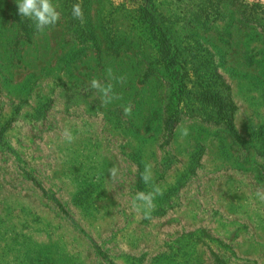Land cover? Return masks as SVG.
Instances as JSON below:
<instances>
[{"label":"rangeland","instance_id":"rangeland-1","mask_svg":"<svg viewBox=\"0 0 264 264\" xmlns=\"http://www.w3.org/2000/svg\"><path fill=\"white\" fill-rule=\"evenodd\" d=\"M16 2L0 0V264H264V3L87 0L89 44L73 0L23 42ZM93 78L121 98L103 106ZM146 164L150 219L131 207Z\"/></svg>","mask_w":264,"mask_h":264},{"label":"clouds","instance_id":"clouds-1","mask_svg":"<svg viewBox=\"0 0 264 264\" xmlns=\"http://www.w3.org/2000/svg\"><path fill=\"white\" fill-rule=\"evenodd\" d=\"M253 0H248V3L251 4ZM261 3H264V0H260ZM17 7L18 13L22 18H27L33 20L36 25V29L40 32H43L44 29L48 26L55 25L60 19V13L57 11L56 6L52 3V0H18ZM72 16L75 19L84 22V13L80 3L74 4L72 6ZM108 75L111 79L117 80L120 83L125 82V77H116L112 69L107 70ZM90 87L97 90L101 95V100L103 106H107L113 100L120 99L121 97L114 92V86L112 83L102 84L98 79L93 78L91 80ZM124 115L129 116L132 113V105L128 104L123 108ZM181 137H187L189 135V129L187 127H182L179 129ZM64 139L71 143L74 140V136L70 133L68 129H65L63 133ZM111 173V178L115 179L118 173V168L113 166L109 169ZM141 180L146 185H151V191L138 192L134 199L131 202V207L137 212L143 210L144 218L150 219L151 213L155 210V198L157 196L163 195V189L152 183L153 176L151 171V165L146 164L144 172L141 174ZM256 197L264 201V191L257 190Z\"/></svg>","mask_w":264,"mask_h":264},{"label":"trees","instance_id":"trees-1","mask_svg":"<svg viewBox=\"0 0 264 264\" xmlns=\"http://www.w3.org/2000/svg\"><path fill=\"white\" fill-rule=\"evenodd\" d=\"M79 1H81V2H78L77 0H73L72 6L74 4H77V3L81 4V7H82L83 13H84V22L81 23V21H78V23L80 25H82L83 27H85L84 29H82L84 34L87 36V37H84V40L88 41L89 44H92V43H94L93 34H92V31H91V28L88 25V21L85 20V12L87 10L86 9L87 8L86 5H88L87 4V0H79ZM139 7H140L139 11H140L142 17H144V18L148 19V21L154 23V20H151L154 17L152 16V14H151L146 2H141V5ZM29 21L30 20H16L17 25L20 28V33H21L19 35V38H22L23 42H29L30 41V36L38 32V30L36 29L35 22L34 21L33 22L32 21L29 22ZM55 25H58V22ZM55 25L48 26L45 29L51 28V27H53ZM158 45H159V53H160V56L162 57L164 65L166 67H173L174 65H177L178 64L177 63V56L171 50V46L169 44V40L165 36H162V38L159 40V44ZM228 103H230V102H228ZM232 110H233V107L231 108L229 113ZM170 127L171 126H170V123H169V118H167L164 121V128L166 130H168ZM263 183H264V177H263ZM58 208L61 211H64L63 207L61 206V204L58 206Z\"/></svg>","mask_w":264,"mask_h":264}]
</instances>
